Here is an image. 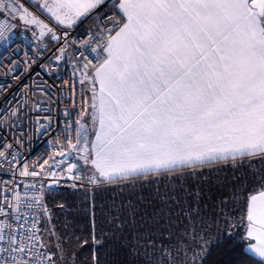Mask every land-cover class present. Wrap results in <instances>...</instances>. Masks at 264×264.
Returning <instances> with one entry per match:
<instances>
[{
  "label": "snow or ice",
  "instance_id": "snow-or-ice-1",
  "mask_svg": "<svg viewBox=\"0 0 264 264\" xmlns=\"http://www.w3.org/2000/svg\"><path fill=\"white\" fill-rule=\"evenodd\" d=\"M99 2L45 0L44 6L64 23L61 9L65 17H79ZM12 7L19 13L22 5ZM119 9L124 20L102 45L104 59L91 76L87 65L84 70L92 85V119L99 124L90 163L100 178L264 157V0H120ZM20 19L40 23L23 14ZM82 133L87 161L83 126ZM259 197L264 203V192ZM257 199L249 198L247 234L258 242L251 250L264 258V231L254 236V226L264 229ZM12 243L13 252L30 251ZM42 256L34 254L37 264Z\"/></svg>",
  "mask_w": 264,
  "mask_h": 264
},
{
  "label": "built area",
  "instance_id": "built-area-1",
  "mask_svg": "<svg viewBox=\"0 0 264 264\" xmlns=\"http://www.w3.org/2000/svg\"><path fill=\"white\" fill-rule=\"evenodd\" d=\"M119 2L100 0L69 27L53 20L34 0H4L0 7V264H14V259L37 264V251L43 254V264H57L44 240L48 182L70 191L105 183L97 175L67 167L79 164V124L89 107L76 66L92 69L102 62V45L124 20ZM13 5H22L21 11L14 13ZM22 14L40 23L19 28ZM13 239L29 245L30 251L13 252Z\"/></svg>",
  "mask_w": 264,
  "mask_h": 264
},
{
  "label": "trees",
  "instance_id": "trees-1",
  "mask_svg": "<svg viewBox=\"0 0 264 264\" xmlns=\"http://www.w3.org/2000/svg\"><path fill=\"white\" fill-rule=\"evenodd\" d=\"M234 164L225 173L139 175L131 181L144 180L135 184L145 192L133 198L111 192L129 185L49 188L51 217L43 221L48 248L57 264H264L248 251L245 235L249 198L264 189V157L245 156ZM182 172L196 181L184 186L168 180ZM217 203L224 205L225 220L189 222Z\"/></svg>",
  "mask_w": 264,
  "mask_h": 264
},
{
  "label": "crops",
  "instance_id": "crops-1",
  "mask_svg": "<svg viewBox=\"0 0 264 264\" xmlns=\"http://www.w3.org/2000/svg\"><path fill=\"white\" fill-rule=\"evenodd\" d=\"M34 1H35L36 5L42 11H44L48 16H50L53 20H55L57 23H59L60 25H62L64 27L72 26L73 24L76 23V21L79 18H81L83 16V15H81L79 17H75V16L65 17L64 16V11L65 10L61 9V11L58 12L57 14L60 15L61 18L65 20V22L64 23H60L56 19V17L51 14V12L48 10V7L44 6L45 5V0H34ZM47 2H48L49 5H51L52 0H47ZM118 11H119V14L124 18L123 13L119 9V4H118ZM20 27H21V25H20ZM112 35H115V32ZM104 56H105V53H104ZM104 56H103V59H104ZM80 67H83V69H85V66H83L82 64H78L76 66V76L78 74V70L77 69L80 68ZM88 70H89L88 71L89 75L91 76V70L92 69L88 68ZM96 87L98 89L99 85H97ZM91 88H92V85L88 82L86 91H87V96H88L89 107H88V111L86 113V116H85L84 120L79 124L80 139H81L82 143H83L82 126H83V129L86 130V133H87L88 150H89L90 158H91V143L95 140V133H96V131H98V128H99L98 121H93V119H92L93 110L91 108V104H92V91H91ZM241 158L242 157H237L235 160H233L231 157H229L227 159L213 160L211 162H206L205 164L199 165V166H196V167L177 165L175 169H177V170H186V171H189L191 173H196L197 171L201 172L202 170H206V169L208 170V169L216 167L218 165H222V164H226L228 162L236 161V160L241 159ZM92 169L95 170L93 166H92ZM162 171H164V170H162ZM104 184L106 186L116 185V184H119V185H130V183L126 182V181H124V182L110 181V182H105ZM104 184H102V185H104ZM260 192H264V189L260 190L259 192H256V193L252 194L251 196L256 195L258 197V199L254 203L256 205H259L262 209H264V203H262V200L259 197V193ZM248 204H249V202H248ZM223 209H224V205L217 203V205L213 208V210L210 209V211H208V212H203L201 210H198L197 212H195V214L197 216H200V217H198V218H193L192 217V218H188V220H189V222H196V221H198V222H200V221H220V220L222 221V220H225L224 219L225 217H220V216L226 214ZM247 214H248V210H247ZM209 216H211V217L209 218ZM248 225H249V222L247 220L246 233H245L246 236L248 235L247 232L249 230L248 229ZM254 228L255 229H261V228H259V226H254Z\"/></svg>",
  "mask_w": 264,
  "mask_h": 264
},
{
  "label": "rangeland",
  "instance_id": "rangeland-1",
  "mask_svg": "<svg viewBox=\"0 0 264 264\" xmlns=\"http://www.w3.org/2000/svg\"><path fill=\"white\" fill-rule=\"evenodd\" d=\"M23 21V22H22ZM28 25V22L26 23L24 20H20V25H21V27L20 28H22V27H24L23 25ZM78 70V74H77V78H78V80L81 82V81H84L83 83H81L82 85H83V87L85 88V89H87V84H88V81H86L85 80V78H84V70L85 69H83V67H80V68H78L77 69ZM89 71V70H88ZM83 143L81 142V145L79 146V148H78V154H79V166H81V167H79L80 168V170L79 171H81V173H83V174H86V175H99L98 174V172L97 171H95V170H93L92 169V165H91V163H90V156H89V158H88V160L86 161L85 160V154L80 150L81 148H83ZM236 161H232L231 163H233V164H231L230 166H227V165H219V166H217V167H213V168H210L209 170H208V172L206 171V170H204V171H201V172H196V175L197 176H199L198 175V173H200V174H202V175H206V173H216V172H228V171H230V170H234V169H236V167H238V166H236L234 163H235ZM160 171H162V170H160ZM160 171H158V172H160ZM151 173H154V172H148V173H144V172H139L138 174H136V175H129V176H127V178H120L119 177V174H117V176H116V178L115 179H112V180H109L107 177H104V178H101L103 181H105V182H110V181H116V180H121V182H124V181H126V182H128V181H131L133 178H136V177H138L139 175H144L145 176V178H148L149 176V174H151ZM173 173H175V172H171L170 174H173ZM147 175V176H146ZM152 176L151 177H156L157 176V173H155V174H151ZM202 175H200V176H202ZM99 177H100V175H99ZM170 179H168L170 182H174V183H178V184H180V185H184L185 186V184L186 183H191V182H195L196 180L194 179V180H189L190 179V177L185 173H183L182 172V174H178V175H176L175 177H174V179L173 178H171V177H169ZM154 180V179H153ZM141 181H144V180H133V181H131V185H129V186H126V187H119L120 189L121 188H124L123 190H112L111 192L112 193H119V192H122V193H127V194H130V195H132V198L133 197H135L137 194H142V193H144L145 191L143 190V189H138L137 187H136V184L137 183H142ZM155 181V180H154ZM156 181H165V180H156ZM136 183V184H135ZM106 185L104 184V185H100V186H97V187H94V188H91V190L92 189H95V188H98V187H105ZM49 189V188H48ZM85 190V189H84ZM145 199V198H144ZM149 200H151V201H153V199L152 198H149ZM120 201H121V203L123 202V198L122 199H120ZM45 217L46 218H50L51 217V213H50V210L48 209V206H47V210H46V212H45ZM260 231H264V229H256L255 231H254V236L255 235H258L259 234V232ZM45 233H47V232H45L44 231V234ZM248 233V232H247ZM247 237V239H248V241H249V245H248V247H247V249H248V251L249 252H251L252 254H254V255H256L252 250H251V246L252 245H255V244H257L258 242H257V240L255 239V238H253V237H249L248 235L246 236ZM44 240H45V237H44ZM47 240V239H46ZM49 240V239H48ZM45 241V244H46V246L48 247V245H49V241ZM257 257H259V258H261V259H263L264 260V258H262V257H260V256H258V255H256ZM63 264H66V263H63Z\"/></svg>",
  "mask_w": 264,
  "mask_h": 264
},
{
  "label": "water",
  "instance_id": "water-1",
  "mask_svg": "<svg viewBox=\"0 0 264 264\" xmlns=\"http://www.w3.org/2000/svg\"><path fill=\"white\" fill-rule=\"evenodd\" d=\"M73 165H75V167H73ZM79 167H80L79 164L74 163V164H70V165L67 167V169H68V171H70V172H74V171H76L77 169H79ZM47 187H48V188H56L57 185H56L55 182L50 181V182L47 183Z\"/></svg>",
  "mask_w": 264,
  "mask_h": 264
}]
</instances>
